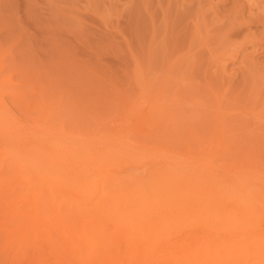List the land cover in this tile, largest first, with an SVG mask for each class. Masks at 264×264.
I'll list each match as a JSON object with an SVG mask.
<instances>
[{"label":"rangeland","instance_id":"374dc122","mask_svg":"<svg viewBox=\"0 0 264 264\" xmlns=\"http://www.w3.org/2000/svg\"><path fill=\"white\" fill-rule=\"evenodd\" d=\"M261 110L264 0H0V121L4 120L0 122V181L6 191L2 194L33 195V189L22 182L24 177L31 183L41 181L38 185L47 187V193L54 187V195L47 197L50 207L35 212L40 222L35 226L28 221L27 237L8 238L0 227V264H91L93 259L101 264H173V253L181 251L184 256L190 253L192 264H227L230 255L232 264L241 258L264 264ZM218 122H223L224 133L216 137ZM59 140L82 149L74 148L73 154L67 153L71 157L62 159L54 143ZM95 145L108 148L114 159L106 162L114 166L108 165V171L102 163L109 174L104 173L114 174L117 180L127 174L122 183L128 185H157L171 172L195 175L193 183L204 173L210 181L206 178L204 184L191 186L187 176L189 187L185 184L183 196L175 197L180 205L166 213L152 208L134 213L124 195L109 197V209L92 208L96 196L88 192L71 203L75 184L69 179L78 168L76 157ZM25 154L31 155L29 161ZM121 154L133 155L136 164L119 165L116 159L121 162ZM10 162L18 168L10 164L5 169ZM129 173L137 183L128 179ZM46 180L58 181L54 184L59 186ZM177 181L175 186L185 183ZM200 186L205 192H193ZM2 198L3 224L8 218L2 207L8 210V206ZM159 198L158 205L164 197ZM53 202L62 205L58 212ZM237 202L257 209L237 208ZM27 206L23 205L28 214L35 216ZM52 214L60 221L66 215L63 219L68 221L55 224ZM129 221L135 229L141 227L139 232L151 231L153 236L159 232L161 242L182 246L187 241L190 252L186 249L184 254L180 246L175 249L174 243L172 250L160 244L154 247L153 240V246L150 241L140 243L138 230H132ZM127 234L133 240L128 244ZM108 237L114 240L110 239L112 246ZM104 245L108 247L102 257ZM211 256L220 259L212 262Z\"/></svg>","mask_w":264,"mask_h":264},{"label":"bare ground","instance_id":"6f19581e","mask_svg":"<svg viewBox=\"0 0 264 264\" xmlns=\"http://www.w3.org/2000/svg\"><path fill=\"white\" fill-rule=\"evenodd\" d=\"M167 74V73H166ZM253 86V85H252ZM215 90V89H214ZM217 91V90H216ZM215 91V92H216ZM219 93V92H218ZM261 96V95H260ZM222 102V101H221ZM218 103H219V101H218ZM220 105V103L218 104V106ZM213 106V105H212ZM223 106V105H222ZM214 108V107H213ZM250 108V107H249ZM257 108V107H256ZM217 109H219V108H217ZM53 110V109H52ZM212 110V109H211ZM254 110H255V108H254ZM210 111V110H209ZM262 111V110H261ZM44 112V111H43ZM219 112V111H218ZM262 112H264V111H262ZM1 113V112H0ZM210 114V113H209ZM262 114H264V113H262ZM261 115V114H260ZM223 118V117H222ZM262 118H264V117H262ZM53 120V119H52ZM220 120V122L222 121V119H219ZM4 120H3V117H2V121H0V122H3ZM224 122V121H223ZM223 122H222V125L220 124L219 125V122H218V127L216 128V137H219V136H221V135H223ZM227 122H228V120H227ZM4 123V122H3ZM1 124V123H0ZM38 125V124H37ZM230 125H232V124H230ZM217 126V125H216ZM226 126V125H225ZM192 127H193V125H192ZM39 128V127H38ZM57 128V127H56ZM55 128V129H56ZM194 128V127H193ZM58 129V128H57ZM195 129V128H194ZM193 129V130H194ZM74 130V129H73ZM195 130H197V129H195ZM229 130V129H228ZM16 131H18V130H16ZM18 133V132H17ZM81 133V132H80ZM198 133V132H197ZM232 133V132H231ZM14 134H16V133H14ZM44 134V133H43ZM101 134V133H100ZM45 135V134H44ZM87 135V134H86ZM97 135V134H96ZM16 136H18V134L16 135ZM22 137V136H21ZM226 137H228V136H226ZM230 137V136H229ZM18 138H20V137H18ZM24 138V137H23ZM28 138V137H27ZM225 138V137H224ZM17 139V138H16ZM223 140V139H222ZM4 141V140H3ZM19 141V140H18ZM179 141V140H178ZM250 141V140H249ZM20 142V141H19ZM199 142V141H198ZM214 142H216V141H214ZM256 142V141H255ZM55 143V147L57 148L56 150H58V152L60 153V155H61V158L62 159H65V157L67 156V158H68V156L69 155H67V153L68 154H73V151H75V149L74 148H76L77 150H79V149H82V148H80L79 146H70L69 144V142H67V141H65V140H62V141H55L54 142ZM219 143H221V142H219ZM53 144V143H52ZM93 144V143H92ZM90 145V144H89ZM101 145V147H102V144H100ZM14 146H16V145H14ZM86 146V145H85ZM98 146H99V144H98ZM103 146H105V145H103ZM35 147V146H34ZM34 147H30L29 149H33ZM37 147V146H36ZM39 147V146H38ZM78 147H79V149H78ZM101 147L99 148V149H97V145H95L93 148H91V149H89L88 151H86V152H81L80 154H81V157L79 156V157H76V158H80L79 160H77L78 162H77V165H78V168L76 169V172H75V174H73L72 176L69 174V176H71L70 177V181L71 182H73L74 184H75V186H73V187H75V190L73 189V193L71 192V195H70V197H69V199H70V202L72 203V200H75L74 199V197H79L80 195H83V193L84 192H88V194L90 195V196H96V198H95V202L93 203V201H94V199H93V201H91V203H93L92 204V208L94 207V208H99V209H102V208H104V209H106V208H108L109 209V197H112V196H118V195H124L125 197L127 196L128 198V200L126 201V203L128 204V206H129V204H131V208H132V212H138V211H140L141 209H143V208H152V209H154V210H157V211H159L160 213L161 212H167V211H169L171 208H173L175 205H180V203H181V201L179 200H175V197H182L183 195L182 194H184V192L186 191L185 190V188L188 186L187 185V176H189L188 178L189 179H191V182H190V184L191 183H193L192 182V176H190V175H186V173H185V175H180L179 173L177 174L176 172H171V173H169L168 175H165L164 177H163V179L161 180V183L160 184H158L157 183V185H155L154 183L153 184H151V185H149L148 184V186H146V185H141V184H137V185H133V184H131L130 185V183H129V185L128 184H125V183H122L123 181H122V179L124 178V179H126L125 177L127 176L128 177V175L126 174H123L122 175V177H120V180L118 179H115L114 178V174H112L111 172V174H110V176L109 175H106V173L107 174H109L108 172H106V170L105 169H107V171L109 170L108 168H110L111 166H113V165H111V164H109L108 163V165H110V167L107 165V163L106 162H109V160L110 159H112L109 155H111L110 154V150L107 148V149H101ZM106 147V146H105ZM41 148V147H40ZM119 148H121V147H119ZM26 149H28V148H26ZM35 149V148H34ZM101 149V150H100ZM122 149V148H121ZM15 150H17V149H15ZM15 150H13V151H15ZM42 150V149H41ZM44 150V149H43ZM42 150V151H43ZM54 150V149H53ZM55 150V151H56ZM120 150V149H119ZM122 150H124V152H125V149H122ZM12 151V153L14 154L15 152H13ZM36 151V150H35ZM42 151L40 152V153H42ZM48 151V150H47ZM79 151H81V150H79ZM54 152V151H53ZM51 153V154H54V153ZM123 151H122V153H124ZM249 152V151H248ZM39 153V154H40ZM56 153V152H55ZM74 153H76V152H74ZM131 153V152H130ZM2 154V153H1ZM17 154V153H16ZM21 154V153H20ZM19 154V155H20ZM31 154V153H30ZM78 154V153H77ZM76 154V155H77ZM113 154V153H112ZM132 154V153H131ZM131 154H128V156L126 155V154H124V156H123V154H121V156H123V157H121V162H122V158H123V160H124V162H118L119 160H118V158L116 159L117 161V163L119 164H125V162L126 163H133V164H136V163H134L135 162V159H134V157H133V155H131ZM34 155V154H33ZM42 155V154H41ZM55 155V154H54ZM75 155V154H74ZM74 155H72L73 157H74ZM114 155V157H115V154H113ZM120 155V154H119ZM118 155V156H119ZM10 156V155H9ZM12 156V155H11ZM25 156H26V154H25ZM24 156V158H27V157H29V156H31V155H29V156H26L25 157ZM36 156H38V155H36ZM43 156V155H42ZM45 156V155H44ZM112 156V155H111ZM117 156V155H116ZM13 157V156H12ZM69 157H71V156H69ZM109 157H110V159H109ZM113 157V156H112ZM120 157V156H119ZM24 158H22L21 156H15V159H21V162L22 161H26ZM43 158V157H42ZM66 158V159H67ZM125 158V159H124ZM7 159H9V157L7 158ZM37 159V158H36ZM50 159V158H49ZM10 161H13V159L11 160V159H9ZM31 160V159H30ZM46 160V159H45ZM44 160V161H45ZM112 160H114V159H112ZM28 161H29V159H28ZM28 161H26V165H27V162ZM40 162V160H37V162ZM42 161V160H41ZM111 161V160H110ZM14 162V161H13ZM10 162L9 164H7L6 166H4L5 167V169H7L8 170V165H12V164H14V163H16V164H14L15 166L16 165H19V164H17L18 162ZM34 162H35V160H34ZM106 163L105 165H106V167L104 166V168H102V163ZM112 162H114V161H112ZM6 163V162H5ZM30 164V162L28 163V165ZM35 164H37L36 162H35ZM44 164V163H43ZM72 164V163H71ZM119 164V165H120ZM27 165V166H28ZM32 165V164H31ZM13 166V165H12ZM15 166H13V168L15 167ZM63 166V165H62ZM116 166H118V165H116ZM124 166V165H123ZM20 167V166H19ZM23 167H24V165H23ZM33 167V166H32ZM38 167V169H40V168H42V167H40L39 168V166H37ZM46 167H47V165H46ZM114 167V166H113ZM3 168V167H2ZM15 168H18V167H15ZM48 168H49V165H48ZM69 168V167H68ZM84 168V169H83ZM192 168V167H191ZM4 169V170H5ZM21 169V168H20ZM34 169V168H33ZM37 169V170H38ZM44 169V168H43ZM43 169H41L42 171H43ZM66 169V168H65ZM7 170H5V172L7 171ZM11 170H13L12 168H11ZM16 170H18V169H16ZM25 170H27V167L25 166ZM50 170V169H49ZM52 170V169H51ZM50 170V171H51ZM104 170V171H103ZM111 170V169H110ZM173 170V169H172ZM9 171H10V169H9ZM40 171V170H39ZM45 171H46V169H45ZM44 171V172H45ZM54 171V170H53ZM156 171V170H155ZM176 171H177V169H176ZM183 171V170H182ZM8 172V171H7ZM18 172H19V170H18ZM20 172H22V170L20 171ZM30 172H33V170H31ZM41 172V171H40ZM62 172H63V170H62ZM104 172H106V173H104ZM167 172H169V171H167ZM194 172V171H193ZM206 172V171H205ZM14 173H17V172H14ZM54 173L56 174V172L54 171ZM67 173V172H66ZM66 173H65V175H66ZM192 173V172H191ZM199 173V172H198ZM31 174H33V173H31ZM30 174V175H31ZM45 174V173H44ZM52 174V173H51ZM59 174V173H58ZM58 174H56V175H58ZM68 174V173H67ZM122 174V173H121ZM121 174H119V175H121ZM130 174L131 173H129V178L128 179H131L132 177V175L130 176ZM205 174H207V173H205ZM8 175V174H7ZM33 175H35V173L33 174ZM42 175V174H41ZM48 175V174H47ZM62 174H60V176H61ZM111 175H113L112 177L113 178H111ZM204 175V173L202 174V176ZM1 176V175H0ZM20 176V175H19ZM40 176V175H39ZM124 176V177H123ZM197 176H198V174H197ZM201 176V177H202ZM206 176H209L208 174L206 175ZM22 177V176H21ZM29 178H30V176H28ZM35 177H37V176H35ZM116 178H117V176H115ZM131 177V178H130ZM135 176H133V178H134ZM155 177V176H154ZM160 177V176H159ZM193 177H195V175L193 176ZM199 177V178H198ZM198 177H196L195 178V181H194V183H196L197 182V184L198 183H201V184H204V183H202V182H204L203 180H206V178H205V176H203L202 178L200 177V176H198ZM210 177V176H209ZM208 177V178H209ZM7 178H8V176H7ZM19 178V177H18ZM33 178V177H32ZM43 178H44V176H43ZM56 179L57 177H53V179ZM67 178V177H66ZM119 178V177H118ZM132 178V179H133ZM205 178V179H204ZM207 178V179H208ZM212 179L213 178H215V177H211ZM219 178V177H218ZM1 179V178H0ZM37 179H40V180H43V179H41V178H37ZM48 179V178H47ZM52 179V178H51ZM52 179V180H53ZM68 179V178H67ZM110 179L112 180L111 182H110ZM123 179V180H124ZM127 179V180H128ZM132 179H131V182H136L137 183V180H133L132 181ZM140 179V178H139ZM142 179V178H141ZM145 179V178H144ZM178 179H180V181L181 182H185V183H183V184H181L182 186H180V184H179V186L178 185H176L175 186V182H176V184H177V180ZM188 179V180H189ZM19 180H22V179H20L19 178ZM50 180V179H49ZM57 180V179H56ZM58 180H59V176H58ZM116 180V181H115ZM126 180V181H127ZM158 180V179H157ZM209 181H210V179H208ZM31 181V179L30 180H28V178L27 179H25V177H24V180L22 181L23 183H25L28 187H31L33 190V195H31V196H29L28 194L29 193H22V194H20V195H16V194H13V192L12 193H7L6 195L4 194V196H3V194H2V192L4 191V190H2L3 188H2V182L0 181V198H2L3 199V202L8 206V210H7V208H5V207H2V209L4 208V209H6V214H7V218L8 219H6L5 220V222H4V220L2 221V222H4L3 224L2 223H0V227L2 226L3 227V230L2 231H5V234H7L6 236H8V238L10 237V236H15V237H13V238H16L17 236H20V238H24V237H27V234H29V231L27 232V227H26V225H28V221H32V223H36L37 224V222H40L38 219H37V217H36V213L38 212L39 213V209H41L42 208V210H43V208H44V210L46 209V208H48V207H50V205L48 206V200H47V197L48 196H51L52 194V189L54 188L53 186H55V184L54 183H56V182H58V181H54V183L51 181V182H48L47 180H46V182H48L47 184H50V185H52V183L54 184L52 187L53 188H51L50 190H51V192H50V190L48 191V193L47 192H45L46 190V188L47 187H43V186H46V184L44 185H42V187L43 188H41V185H38L37 183H31L30 182ZM190 181V180H189ZM215 181V180H214ZM21 182V181H20ZM21 182V183H22ZM45 182V183H46ZM68 182V181H67ZM71 182H70V185H71ZM128 182V181H127ZM134 182V183H135ZM153 182V181H152ZM219 182V181H218ZM217 182V183H218ZM44 183V182H43ZM179 183V182H178ZM193 183V184H194ZM216 183V184H217ZM187 185L186 187L184 186V185ZM4 185H5V182H4ZM58 186H59V184H57ZM55 186V187H58V186ZM61 185V184H60ZM195 185V184H194ZM220 185V183L218 184V186ZM25 186V185H24ZM65 186V185H64ZM68 186V185H67ZM191 186H192V184H191ZM217 186V185H216ZM4 187V186H3ZM61 187V186H60ZM59 187V188H60ZM189 187V186H188ZM26 188V187H25ZM30 188V189H31ZM49 188H50V186H49ZM59 188H56V189H58V191H57V193L59 192ZM218 188H220V187H218ZM215 189H216V187H215ZM222 189V188H221ZM226 189V188H225ZM225 189H222L223 191L225 190ZM45 190V191H44ZM48 190V189H47ZM190 190V189H189ZM227 190H230V189H227ZM21 191V190H20ZM25 191V190H24ZM196 191H198V192H200V191H204L205 192V190H202V187L200 186V187H198L196 190H194L193 192H196ZM226 191V190H225ZM4 192H6V191H4ZM30 192V191H29ZM55 192V191H54ZM188 192V191H187ZM32 193V192H31ZM207 193V192H206ZM1 194H2V196H1ZM51 194V195H50ZM61 194V193H60ZM187 194V193H186ZM185 194V195H186ZM212 194V193H211ZM219 194H220V192H219ZM54 195V194H53ZM52 195V196H53ZM57 195V194H56ZM182 195V196H181ZM184 195V196H185ZM197 195H199V194H197ZM69 196V195H68ZM55 197V196H54ZM143 197V199H144V197L146 198V197H148V198H146V200H145V202L143 203V201H142V198ZM159 197H164V199H162L163 201L160 203L159 201V205L157 204V198H159ZM91 198V197H90ZM113 198V197H112ZM139 198L141 199V201H142V204H140V203H138L139 201ZM50 199H51V197H50ZM53 199V198H52ZM97 199V200H96ZM159 199H161V198H159ZM91 200V199H90ZM112 200V199H111ZM148 200V201H147ZM1 201V200H0ZM62 201V200H61ZM77 201V200H76ZM114 201H115V199H114ZM116 201H118V200H116ZM49 202H50V200H49ZM59 202V201H58ZM17 203H20V205L19 206H17ZM25 203H27V205L29 206V208L30 209H33V211H34V214H35V216H30L28 213H29V211H28V209H26V207L24 208L23 207V205L25 204ZM89 203H90V201H89ZM50 204V203H49ZM55 204H57V206L59 207V208H57V206L56 205H54V202H53V206H55V211H59L58 209H61V206L62 205H59V203H55ZM62 204V203H61ZM0 205H1V202H0ZM51 205H52V203H51ZM71 205V204H70ZM69 205V209H71V206L72 207H74L73 205H71L70 206ZM256 205V204H255ZM27 206V207H28ZM75 206L77 207V205L75 204ZM106 206H108V207H106ZM112 206V205H111ZM124 209L125 208H127V207H125L124 205H121ZM237 208H245V209H249V210H254V209H257V205L256 206H254V205H252V204H249V203H245V204H243V203H238L237 202ZM106 207V208H105ZM113 207V206H112ZM24 208V209H23ZM78 208V207H77ZM85 208V207H84ZM111 208V207H110ZM29 209V210H30ZM52 209H53V207H52ZM65 209V208H64ZM63 209V210H64ZM51 210V209H50ZM79 210H82V209H79ZM78 210V211H79ZM129 209L127 208V211H128ZM3 211V210H2ZM49 211V210H48ZM67 211V210H66ZM74 211V210H73ZM76 211H77V209H76ZM75 211V212H76ZM101 211V210H100ZM36 212V213H35ZM41 212V211H40ZM53 212V211H52ZM56 212V213H57ZM64 212V211H63ZM89 212H90V210H89ZM118 212V211H117ZM122 212V211H121ZM165 212V213H166ZM51 213V212H50ZM50 213H48V214H50ZM54 213V212H53ZM5 214V213H4ZM3 214V215H4ZM47 213H45L44 215H46ZM124 214V213H123ZM127 214V213H126ZM39 215V214H38ZM51 215V214H50ZM49 215V216H50ZM58 216V213L57 214H55V216ZM122 215V214H121ZM54 214H52V216H51V218L52 219H54ZM65 217H67L66 215H64ZM64 216H62L63 218H64ZM70 216V215H69ZM112 217H114V216H112ZM121 217V216H120ZM62 218V221L64 222V223H66L67 221H68V219L66 220V218L65 219H63ZM55 219H56V217H55ZM55 219H54V222H58V223H55V224H61V222L62 221H60L59 219L60 218H58V220L56 219V221H55ZM65 220V221H64ZM129 220V219H128ZM18 223H17V222ZM49 221V220H48ZM60 221V222H59ZM124 221V220H123ZM16 222V223H15ZM73 222V221H72ZM130 223H128V224H131V221H129ZM74 223V222H73ZM85 223H87V222H85ZM101 223V222H100ZM136 223H138V222H136ZM34 224H32L31 226L32 227H34ZM36 224H35V226H36ZM49 224V223H48ZM75 224V223H74ZM93 224V223H92ZM135 224V223H134ZM133 224V225H134ZM139 224V223H138ZM141 224V223H140ZM147 224V223H146ZM69 225H71V224H69ZM90 225V224H89ZM132 225V224H131ZM133 225H132V230H134L135 228L133 227ZM47 226H49V225H47ZM61 226V225H60ZM93 226V225H92ZM95 226V225H94ZM139 226V225H138ZM137 226V227H138ZM145 226V225H144ZM161 226V225H160ZM1 227V228H2ZM32 227H30V229L32 228ZM159 227V226H158ZM102 228V227H101ZM130 228H131V226H130ZM139 228H141L140 226H139ZM135 229V231L136 230H138L137 231V233H135V232H133V233H135L136 234V236H137V240L140 242V243H144V244H147V243H149V241L150 240H153V242H154V247L155 246H157L158 244H160V246L161 247H163V249H165V248H167L168 249V247H171L170 249L172 250V246H170V245H172L173 243L171 242V244H169L168 243V241L167 240H163V241H165V242H161V236L160 235H158V236H160L159 238H158V236H156V234H158L159 232V230L157 231L158 233H156V231L154 232V233H156L155 234V236H153L152 234H151V231H150V233L149 232H147L146 231V233L143 231V232H139L141 229ZM150 228H151V226H150ZM29 229V230H30ZM46 229V228H45ZM48 229H49V227H48ZM149 229V228H148ZM156 229V228H155ZM162 229V228H161ZM77 230V229H76ZM92 230H93V227H92ZM143 230V229H142ZM150 230V229H149ZM157 230V229H156ZM91 231V230H90ZM124 231V230H123ZM129 231V230H128ZM107 232V231H106ZM34 233V232H33ZM37 233H38V230H37ZM78 233H79V231H78ZM78 233H76V234H78ZM90 233V232H89ZM95 233V232H94ZM94 233H92V234H94ZM130 235H131V233L130 232H128ZM162 233V232H161ZM164 233V232H163ZM162 233V234H163ZM255 233H257V232H255ZM39 234V233H38ZM75 233H74V235H76ZM87 234V233H86ZM125 234V233H124ZM129 234H127V240H128V242H127V240H126V244H128L129 243ZM134 234V235H135ZM33 235V234H32ZM79 235V234H78ZM77 235V236H78ZM94 235H96V234H94ZM111 235H113L112 233H111ZM129 235V236H128ZM101 236V235H100ZM164 236V235H163ZM39 237V236H38ZM74 238H76V236H73ZM81 237H83V236H80V239H81ZM96 237H98V236H96ZM155 237H157L156 239H159V240H155ZM219 237V236H218ZM109 238V237H108ZM132 238V237H131ZM220 238V237H219ZM222 238V237H221ZM11 239V238H10ZM21 239V240H22ZM77 239V238H76ZM87 239V238H86ZM99 239H101V238H99ZM110 239H112L111 237L109 238V243H108V246L109 245H111L112 246V244L114 243H112V240H110ZM134 239V238H133ZM165 239V238H164ZM246 239V238H245ZM13 240V239H12ZM15 240V239H14ZM13 240V241H14ZM97 240V239H96ZM136 240V241H137ZM212 240H213V238H212ZM114 241V240H113ZM117 241V240H116ZM130 241H133V240H130ZM138 241H137V243H138ZM166 241H167V243H166ZM204 241V240H203ZM208 241V240H207ZM219 241H221V240H219ZM245 241V240H244ZM24 242V241H23ZM22 242V243H23ZM74 242H76L75 240H74ZM151 242V241H150ZM186 243H187V241H185ZM205 242V241H204ZM256 242V241H255ZM13 243V242H12ZM79 243V242H78ZM78 243L76 242L75 244H77L78 245ZM107 243V242H106ZM105 243V244H106ZM136 243V244H137ZM179 242H176L175 241V243L173 244L174 246V248L176 249L178 246H180L179 244H178ZM183 244L182 243V246L184 245V247H186V245H188V244ZM198 243H200V241L198 242ZM203 243V242H202ZM201 243V244H202ZM27 244V243H26ZM26 244H24V245H26ZM81 244V243H80ZM100 243H97V248H99L98 247V245H99ZM130 244H131V242H130ZM134 244V243H133ZM143 244V245H144ZM155 244H157V245H155ZM181 244V243H180ZM203 244H206V243H203ZM210 244V243H209ZM253 244H255L254 242H253ZM23 245V244H22ZM82 245H84V244H82ZM138 245V244H137ZM151 245H152V242H151ZM152 245V246H153ZM198 245H200V244H198ZM256 245V244H255ZM107 246V247H108ZM131 246H133V245H131ZM182 246H180L181 248H182ZM189 246V245H188ZM191 246V245H190ZM189 246V247H190ZM93 247H94V245H93ZM106 247V245H104V248H101V250L103 251V255H102V257H104L105 256V254H106V251H104L105 250V248H107ZM114 247V246H113ZM130 247V246H129ZM180 247H178L177 249H179ZM180 248V250H184L185 252H186V249H187V247L186 248ZM213 247H215V246H213ZM226 247V246H225ZM95 248V247H94ZM114 248H116V247H114ZM134 248V247H133ZM138 248V247H137ZM212 248V247H211ZM227 248V247H226ZM100 249V248H99ZM129 249V248H128ZM131 249V248H130ZM160 249V248H159ZM162 249V248H161ZM162 249V250H163ZM216 249H217V247H216ZM224 249V248H223ZM257 249V248H256ZM98 250V249H97ZM106 250H108V249H106ZM113 250H115V249H113ZM132 250V249H131ZM189 252H190V250H189V248L187 249ZM242 250H245V249H242ZM99 251V250H98ZM102 251H100L101 253H102ZM176 251V250H175ZM188 251L186 252V253H184V254H188ZM226 251V250H225ZM166 252V251H165ZM165 252H163L162 251V253H165ZM168 252H171L170 250L168 251ZM173 252H174V250H173ZM173 252H171V253H173ZM181 252H183V251H181ZM180 252V253H181ZM224 252V251H223ZM100 253V254H101ZM132 253V252H131ZM159 253V252H158ZM170 253V254H171ZM175 253V252H174ZM173 253V257H172V260H173V264H192V262H190V260H189V256L188 255H183V253H182V255L180 254V253H175V254H178V255H176L175 256V254ZM231 253V252H230ZM244 253H246L245 251H244ZM108 254V253H107ZM157 254V253H156ZM229 254V253H228ZM232 254V253H231ZM117 255V254H116ZM180 255V256H179ZM217 255L218 254H216V255H214V256H216L217 257ZM240 255V254H239ZM243 255V254H242ZM82 256V255H81ZM93 256V255H92ZM91 256V257H92ZM99 256V255H98ZM192 256V255H191ZM233 256V255H232ZM236 256V255H235ZM234 256V257H235ZM89 258V261L88 262H90V260L92 259V258ZM212 257V256H211ZM229 257H231V255L229 256ZM229 257L228 258H226V259H228V261H229ZM233 257V258H234ZM236 257H240V256H236ZM235 257V258H236ZM242 257H249V254H248V256H242ZM86 258V257H85ZM88 258V257H87ZM101 258V257H100ZM100 258H99V260H100ZM109 258V257H108ZM146 258V257H145ZM165 258V257H164ZM193 258V257H192ZM107 259V258H106ZM152 259H154V258H152ZM166 259V258H165ZM193 259H195V258H193ZM212 262H217V260L218 259H220V257H218V259L217 258H213L212 257ZM231 259V258H230ZM84 260V259H83ZM104 260V259H103ZM166 260H168V259H166ZM165 260V261H166ZM247 260H249V262H247ZM242 259L241 258V260L240 259H237V262H235V261H233L234 262V264H248V263H250V259L248 258V259ZM256 260V259H255ZM96 261V262H98V264L100 263V261H97V260H95V259H93V260H91V264L92 263H94V262ZM101 261H102V259H101ZM228 261L226 262L227 264H228ZM254 261V260H253ZM84 263H85V260L83 261ZM110 262H113V261H111L110 260ZM163 262V261H162ZM167 262V261H166ZM196 262V261H195ZM230 263H231V260L229 261ZM107 264L108 262H104L103 264ZM224 264H225V262H223ZM229 263V264H230ZM255 263V262H254ZM86 264H88V263H86ZM95 264H97V263H95ZM101 264V263H100ZM109 264V263H108ZM113 264V263H112ZM141 264V263H140ZM219 264V263H218ZM222 264V263H221ZM232 264V263H231ZM251 264V263H250ZM258 264V263H257Z\"/></svg>","mask_w":264,"mask_h":264}]
</instances>
